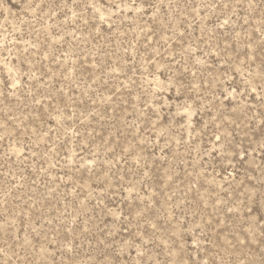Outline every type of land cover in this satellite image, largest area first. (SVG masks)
Masks as SVG:
<instances>
[{"label":"rangeland","instance_id":"1","mask_svg":"<svg viewBox=\"0 0 264 264\" xmlns=\"http://www.w3.org/2000/svg\"><path fill=\"white\" fill-rule=\"evenodd\" d=\"M0 264H264V0H0Z\"/></svg>","mask_w":264,"mask_h":264}]
</instances>
